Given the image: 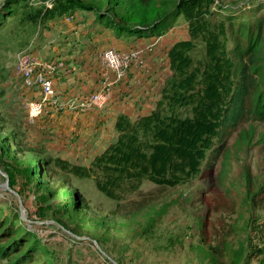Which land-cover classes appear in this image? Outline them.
Returning a JSON list of instances; mask_svg holds the SVG:
<instances>
[{
    "label": "rangeland",
    "instance_id": "rangeland-1",
    "mask_svg": "<svg viewBox=\"0 0 264 264\" xmlns=\"http://www.w3.org/2000/svg\"><path fill=\"white\" fill-rule=\"evenodd\" d=\"M107 1L95 0V4L105 9ZM162 1L143 4L139 0H127L115 10L123 13L129 6L136 20H148ZM218 1L221 8L216 6L217 9L237 26L244 22H264V0ZM31 2L40 3L39 0ZM46 3L51 6L52 0ZM112 5L114 0L109 2V6ZM97 16L95 11L75 8L64 16L37 23L25 45L0 42V207L5 210L1 215L17 231L52 232L43 237L47 240L44 242L36 237L29 258L19 262L11 251L1 249L7 241L0 238V264H264V112L230 127L218 154L206 159L201 173L189 183L172 187L147 182L139 192L119 203L122 212L116 215L109 212L116 208L117 202L98 191L92 180L76 182L86 209L72 216L67 211L72 200L69 191L58 188L56 181L48 187L40 186L30 175L29 165L24 162L26 155L17 153L18 142L44 146L49 154L63 155L55 152L62 149L59 143H52L54 149H48L44 141L34 139L28 132L27 99L15 69L17 58L27 52L42 60H66L67 63H61L69 72L63 77L74 72L73 65L67 67V64L76 62V57L81 64L89 60L94 63L93 68L98 67L102 50L111 46L114 38L131 36L120 35L115 27ZM169 31L160 34L156 30L148 36L133 37L148 38L149 42L141 44H146L145 48L125 50L143 49L144 64L139 66H144V70L149 57L155 55L159 71L166 70L167 47L173 40L188 37L187 24L181 17ZM162 35L173 40L160 39ZM254 36L260 38L259 47L264 52V28L255 31ZM241 42L246 45V35ZM155 45L158 49L153 50ZM125 50L121 52H128ZM261 68L264 70V63ZM262 78L264 80V75ZM113 80L115 78L109 79ZM18 89L21 96L15 98ZM127 92V89L116 91L117 96L110 93L106 108L114 106L118 100L129 107L132 103ZM159 96L158 91L157 99ZM136 111L140 110L136 107ZM103 128L104 133L93 140L94 148L77 150L73 145L69 156L63 157L88 164L107 141L115 137L116 130H112L108 120ZM5 167L11 172V181ZM18 187L24 189L26 197ZM132 200H141L143 205L135 208L130 204ZM11 213L18 215L21 221L10 219ZM216 249H221L223 254H217Z\"/></svg>",
    "mask_w": 264,
    "mask_h": 264
},
{
    "label": "trees",
    "instance_id": "trees-1",
    "mask_svg": "<svg viewBox=\"0 0 264 264\" xmlns=\"http://www.w3.org/2000/svg\"><path fill=\"white\" fill-rule=\"evenodd\" d=\"M39 1H0V42L25 45L37 23L64 16L75 8L95 11L120 35L143 37L156 30L166 33L179 17L188 29V37L174 41L168 49L171 74L154 107L135 118L120 112L115 120L116 137L88 164L49 154L44 146L17 143V153L26 155L24 162L38 185L48 187L56 181L58 188L69 191L72 200L67 211L72 216L86 209L76 182L92 180L98 191L117 202L109 212L116 215L122 212L119 203L147 182L172 187L189 183L201 173L205 160L218 154L230 127L264 112V52L259 47L260 38L254 36L255 31L263 30L264 22L237 26L217 9L221 8L218 0H163L148 20H136L129 6L123 13L115 10L127 0H114L112 6L108 0L105 9L98 8L95 0H52L51 6L48 0ZM139 1L149 4L156 0ZM245 35L247 43L243 45ZM45 61H55L57 66L67 63L59 58ZM5 170L11 181L9 168ZM18 190L24 194L22 187ZM140 201L130 204L141 207ZM1 212L5 210L0 207V238L7 241L1 249L11 251L18 262L29 258L37 238L44 242L43 237L52 233L17 231ZM9 216L14 222L21 221L14 213ZM215 251L223 254L221 249Z\"/></svg>",
    "mask_w": 264,
    "mask_h": 264
},
{
    "label": "crops",
    "instance_id": "crops-1",
    "mask_svg": "<svg viewBox=\"0 0 264 264\" xmlns=\"http://www.w3.org/2000/svg\"><path fill=\"white\" fill-rule=\"evenodd\" d=\"M163 38L173 40V37L169 38L163 35L160 36V39ZM145 39L116 37L113 41H111V46L119 49V51L125 50L126 48H129L128 50L133 48H145L146 44L141 45L145 42H149L148 38ZM174 41L176 40H173L168 47L166 46L167 50ZM155 49H158V46L155 45L153 50ZM161 50L162 48L158 50L157 54ZM145 57L147 58L148 55H145ZM74 59L77 61L67 64V67L73 65L72 70H74V72L63 77L62 75L66 74V71L69 72V68H60L61 63L59 66H56V70L52 73L55 90L60 96L62 102L66 104L67 108L64 111L56 112L52 111V106H49L47 107L48 111L46 110L44 114L37 117L34 121H29L28 118H26L29 124V128H27L28 132L32 133L31 137L44 141L47 144L48 149H54L52 148V143H59L58 147L62 149H55V152H60L63 156H69L68 154L73 148L71 147L73 145L74 148H77V150H83L90 146L91 148H94V145L92 146L93 140L101 133H104L103 127L105 126L107 120L110 124H112V130L115 131V120L120 112L127 113L132 118L149 112L156 103L158 91L160 93L164 81L171 74L169 59L168 69L159 71L158 60H154L156 59V55L150 56L148 59L150 61L148 62L145 70L142 69L144 66L141 67L136 64L132 65L125 78L117 81L110 92H113V94L116 95V91H125L127 89V97L130 98L129 102L132 103L129 107H127L126 104L124 105V102L120 103L121 101L118 100L115 101L114 106L109 105L107 108L105 105L101 108L93 107L89 109H75L73 106H69L70 102H74L75 105L79 104L81 99H84L92 92L97 91L104 79H113L115 78V74L111 70L105 69L102 62V52L98 67L94 66L93 68L92 64L94 63H90L89 60L86 61L87 63L81 64V62L79 63L77 57ZM57 68H59L58 71ZM94 69L97 70V72H95ZM58 75H61L62 77ZM19 78L21 80L20 76ZM21 82L25 87L23 94L26 97L25 99H27L26 102L40 96L38 87L28 86L22 80ZM152 90L154 91L152 92ZM20 96L21 91L18 89L15 98H20ZM116 96L115 98H117ZM136 107L140 110L139 112L136 111ZM116 135L117 133L115 131V137ZM113 139L107 141L101 150H103L104 147ZM24 194H26L25 191ZM26 196L27 194L25 197Z\"/></svg>",
    "mask_w": 264,
    "mask_h": 264
},
{
    "label": "built area",
    "instance_id": "built-area-1",
    "mask_svg": "<svg viewBox=\"0 0 264 264\" xmlns=\"http://www.w3.org/2000/svg\"><path fill=\"white\" fill-rule=\"evenodd\" d=\"M143 54V49L121 52L112 46L105 48L102 51V62L105 67L115 73V80L110 82L108 79H104L97 91L81 99L77 105L74 102H70L69 106H73L75 109L103 107L109 99L111 85L124 79L128 73L127 68H130L132 64H144ZM15 65V69L24 83L28 86L38 87L40 92L38 98L30 99L26 102L29 121H34L37 117L44 114L49 106H52V111L56 112L64 111L67 108L54 87L52 73L56 70L57 65L55 63L42 60L38 55L24 52L19 54ZM45 231L42 229L41 233L45 234Z\"/></svg>",
    "mask_w": 264,
    "mask_h": 264
},
{
    "label": "water",
    "instance_id": "water-1",
    "mask_svg": "<svg viewBox=\"0 0 264 264\" xmlns=\"http://www.w3.org/2000/svg\"><path fill=\"white\" fill-rule=\"evenodd\" d=\"M0 171H1V169H0ZM1 172H2V171H1ZM3 173H4V172H3ZM4 175H5V176H7V174H6V173H4ZM7 177H8V176H7Z\"/></svg>",
    "mask_w": 264,
    "mask_h": 264
}]
</instances>
